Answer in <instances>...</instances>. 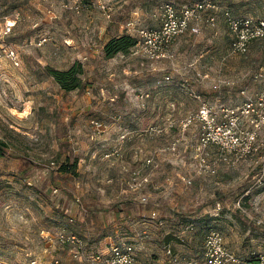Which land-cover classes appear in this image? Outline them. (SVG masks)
<instances>
[{
    "label": "rangeland",
    "instance_id": "obj_1",
    "mask_svg": "<svg viewBox=\"0 0 264 264\" xmlns=\"http://www.w3.org/2000/svg\"><path fill=\"white\" fill-rule=\"evenodd\" d=\"M195 1L0 0V27L3 18L18 17L5 43L20 58L18 67L0 59V139L7 144L0 159V264H87L59 247L62 228L88 252L132 246L137 260L144 214L146 225L164 224L145 229H152L149 243L156 233L166 243L173 229L176 252L187 261L203 264L204 238L213 229L243 260L264 252V226L257 224L264 192L252 191L248 215L235 207L253 185L252 166L230 168L216 150H200V125L188 124L198 97L217 109L241 102L243 90L258 91L264 41L234 55L222 22L179 38L173 60L153 62L133 50L111 60L104 54L112 39L158 26L163 3ZM222 3L236 16L264 18V0ZM78 62L83 86L66 93L48 68L66 71ZM204 158L216 164L214 177L199 175ZM219 201L224 213L216 210ZM154 210L156 222L149 219Z\"/></svg>",
    "mask_w": 264,
    "mask_h": 264
},
{
    "label": "built area",
    "instance_id": "obj_2",
    "mask_svg": "<svg viewBox=\"0 0 264 264\" xmlns=\"http://www.w3.org/2000/svg\"><path fill=\"white\" fill-rule=\"evenodd\" d=\"M48 2L49 0H41ZM99 4L103 0H97ZM221 0H196L190 5L178 7L172 2L163 3L158 11V26L140 28L135 38L137 44L134 53L146 59L159 62L175 59L174 45L179 38L187 33L199 34L204 27L216 28L218 18L216 13L221 9ZM102 9L106 10L105 4ZM51 13V12H50ZM225 25L231 36L230 50L234 55H246L250 46L257 40H264V19L253 16H236L229 8L223 9ZM0 27V59L5 56L14 66L20 65L17 51L8 46L9 38L17 24L18 17L3 18ZM132 25V24H131ZM46 39L39 42L44 45ZM209 79V75L204 76ZM254 81L260 83L258 91L249 96L245 90L241 92L243 100L233 107L214 108L207 102H201L196 115H191L188 124L199 123V147L200 150L214 149L217 151L219 161L230 168H235L247 163L252 166L253 185L237 199L236 209L248 215L245 203L253 196L252 191L264 192V66L254 75ZM215 85L214 89L218 90ZM218 174V168L210 158L202 161L199 175L214 177ZM148 182V180H145ZM58 193V190H55ZM218 213L225 211L222 202H217ZM155 216V214H154ZM258 225L264 226V220L258 219ZM60 248L73 249L74 257L81 260L85 258L87 264H138L134 256L132 246H112L106 253L88 252L85 242L75 234L62 228L57 235ZM168 255L172 251L168 250ZM203 264H264V252L252 253L250 260H243L233 252L226 242L224 234L218 230H209L205 236ZM31 264H38L32 261ZM50 264H61L54 259ZM189 264H197L190 262Z\"/></svg>",
    "mask_w": 264,
    "mask_h": 264
},
{
    "label": "crops",
    "instance_id": "obj_3",
    "mask_svg": "<svg viewBox=\"0 0 264 264\" xmlns=\"http://www.w3.org/2000/svg\"><path fill=\"white\" fill-rule=\"evenodd\" d=\"M220 6H221V9L216 13V16L218 18L217 27L220 25V23H222V22H223V24L225 23L224 17H223V9L228 8L222 3V0H221ZM220 18H221V21H220ZM224 26H225V24H224ZM204 28H208V27H204ZM230 45H231V42H230ZM154 214H155V216H154ZM147 217L148 216H146L145 214L142 216L143 219H145ZM159 217H160L159 213H156L155 210L152 212V215L151 214L149 215V219L151 218L152 220H154L153 222L159 221L160 220V219H158ZM143 219H141V222H142L141 223V225H142L141 234L138 235V242H139L138 245H140V248L138 249L139 260L137 258L138 264H189L190 262H193L190 260H188V261L185 260L184 256H182V258L180 256H178V253L176 252V245L174 246V243H173L174 242L173 237H178V236H176L174 234L173 229L166 231V237H167L166 243H163L161 240L156 241L159 238V234L157 235V233H156V236L153 237L152 243H149L148 239L150 237L151 230L153 229V227H155L161 231L162 229H164L163 228L164 224H163V222L160 221L159 222L160 228H158V224L157 225L154 224V226H152V224L147 223V225H146V220H143ZM150 226H152L151 230H145L147 227H150ZM147 234L149 237L147 236ZM203 248H204V244H203ZM168 250L172 251L171 256L167 254ZM107 251H109V250H107ZM91 253H95V252L93 251ZM155 254L157 255L158 258L151 256V255L154 256ZM164 254L166 256H164Z\"/></svg>",
    "mask_w": 264,
    "mask_h": 264
},
{
    "label": "trees",
    "instance_id": "obj_4",
    "mask_svg": "<svg viewBox=\"0 0 264 264\" xmlns=\"http://www.w3.org/2000/svg\"><path fill=\"white\" fill-rule=\"evenodd\" d=\"M256 18H261V17H256ZM261 19H264V18H261ZM259 41H264V40H257L255 42H259ZM136 44H137V40L135 36L123 35L120 37H116L106 44L104 48L105 57L106 59L111 60V59H114L119 54L128 55L135 48ZM48 74L54 78L55 82L66 93L80 90L83 86L82 77L84 75V68H83V65L79 62L73 65L70 69L66 71H59L53 68H48ZM6 150H7V144L3 140L0 139V159L6 155ZM61 169L66 172L68 170V167L63 166ZM204 241H205V238H204ZM203 251H204V248H203ZM203 251H202V257H203Z\"/></svg>",
    "mask_w": 264,
    "mask_h": 264
}]
</instances>
